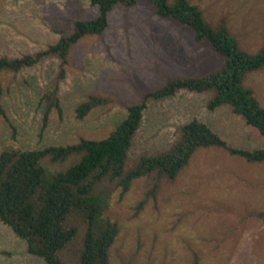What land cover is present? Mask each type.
Segmentation results:
<instances>
[{
    "label": "rangeland",
    "instance_id": "rangeland-1",
    "mask_svg": "<svg viewBox=\"0 0 264 264\" xmlns=\"http://www.w3.org/2000/svg\"><path fill=\"white\" fill-rule=\"evenodd\" d=\"M189 1L209 21L224 20L244 50L264 49V0ZM97 14L89 0H0V57L45 49L74 19ZM67 60L65 77L58 81L62 115L51 111L45 126L40 99L54 85L57 59L1 75L5 114L0 116V152L103 139L129 106L168 77H198L222 63L207 44L157 16L144 1L116 5L105 32L72 45ZM246 84L264 106V68L249 73ZM89 95L109 103L79 119L75 108ZM212 95L180 91L148 100L127 167L143 154L167 149L177 139L178 127L193 118L234 148H264L258 131L228 107L207 108ZM146 181L133 182L122 198L119 190L110 191L107 216L119 226L110 264H264V222L251 215L264 211V162L251 164L218 148L200 149L173 182H162L156 197L139 208ZM82 234L81 227L78 237ZM0 264L45 263L28 254L24 241L0 222Z\"/></svg>",
    "mask_w": 264,
    "mask_h": 264
},
{
    "label": "trees",
    "instance_id": "trees-1",
    "mask_svg": "<svg viewBox=\"0 0 264 264\" xmlns=\"http://www.w3.org/2000/svg\"><path fill=\"white\" fill-rule=\"evenodd\" d=\"M89 1L98 14L74 19L68 30L58 31L60 37L54 44L32 54L0 57V116L5 114L1 75L32 68L53 57L59 71L54 85L40 99L43 126L51 111L61 116L58 81L65 77L70 48L86 36L102 35L108 27V14L116 5L148 3L157 16L188 29L197 43L207 44L222 63L198 77H168L160 88L144 93L140 102L129 106L125 118L103 139L79 138L66 145L0 152V222L24 241L28 254L45 264H110L119 233L117 222L107 216L110 191L119 190L122 198L133 182L146 179L148 188L140 208L156 197L162 182H173L200 149L218 148L251 164L264 162V148H234L203 121L193 118L178 127V137L167 149L143 154L127 167L147 101L170 98L180 91L213 92L207 103L210 111L226 106L264 138V106L246 84L249 73L264 68V49L244 50L224 20L209 21L189 0ZM108 103L107 98L89 95L75 108L76 117L83 119ZM251 215L264 222V211ZM64 251L66 262L61 256Z\"/></svg>",
    "mask_w": 264,
    "mask_h": 264
}]
</instances>
